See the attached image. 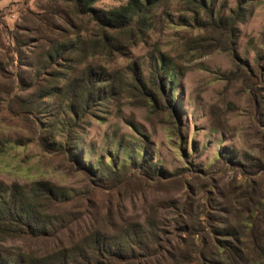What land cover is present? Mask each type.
Returning a JSON list of instances; mask_svg holds the SVG:
<instances>
[{
    "label": "rangeland",
    "instance_id": "rangeland-1",
    "mask_svg": "<svg viewBox=\"0 0 264 264\" xmlns=\"http://www.w3.org/2000/svg\"><path fill=\"white\" fill-rule=\"evenodd\" d=\"M126 2L102 0L93 8L106 11ZM236 5L237 0H213V17L228 15ZM148 20V30H119L110 50H87L85 40L100 39L103 31L75 4L0 0V182L43 180L72 190L88 222L109 213L150 221L157 228L152 261L195 264L203 237H213L219 221H233L244 202L264 197L260 77L246 74L264 53V0H248L233 32L213 28L209 14L180 0H166ZM64 43L75 44L72 54L50 64L46 50ZM162 57L173 74L176 111L150 105L159 81L152 61ZM89 66L104 68L115 93L93 106L72 132L86 162L105 165L117 158L118 169L125 167L117 187L98 186L79 168L70 146L64 147L67 116L56 96L44 95L33 111L17 103L20 97L30 101L29 94L55 72L72 76ZM142 160L157 168L149 173ZM255 160H263V167L254 174ZM5 245L13 251L25 247L18 240Z\"/></svg>",
    "mask_w": 264,
    "mask_h": 264
},
{
    "label": "trees",
    "instance_id": "trees-1",
    "mask_svg": "<svg viewBox=\"0 0 264 264\" xmlns=\"http://www.w3.org/2000/svg\"><path fill=\"white\" fill-rule=\"evenodd\" d=\"M65 1L75 4L81 13L92 15L102 28L100 39L85 40L87 50L98 47L110 50L115 47L119 30L141 32L142 27L150 29L149 15L158 10L166 0H127L126 4L106 11L93 8L95 3L102 0ZM180 1L193 6L197 13L205 11L211 17L210 25L223 32H233L234 26L243 20L248 4V0H237V5L228 15L214 18L213 0ZM1 47L4 49L3 45ZM73 47V43L51 44L45 52L46 59L50 64L66 60L64 56L72 54ZM44 65L45 62L39 68ZM152 65L159 81L153 89L155 93L149 94L150 105L153 108L165 105L176 111L173 74L169 73L166 60L164 57L156 58ZM246 74L249 78L260 77L259 91L262 94L257 100L264 119V53L259 55L258 64L247 68ZM135 75V80L139 81L141 78L137 71ZM54 77L44 87L37 86L29 94L30 101L20 97L18 105L33 111L35 103L44 95L56 96L67 116L63 124V130L67 132L64 147L70 146L73 159L80 164L79 168L98 181V186L106 184L117 187L127 174L125 167L118 169L117 158L105 165L86 162L85 155L78 149L77 134L72 132L78 128L93 106L115 93V82L105 74L101 66L77 70L72 76H62L55 72ZM55 81L57 86H54ZM61 81L64 83L59 86ZM143 84L142 82L141 85ZM178 131L180 132L179 128ZM144 153L142 151L140 157L146 160ZM143 160V168H148L149 173L157 168ZM255 163L252 166L254 174L262 169L263 160H255ZM156 172L155 175L160 174ZM161 175L169 174L162 172ZM81 200L72 190L50 181L38 180L26 185L17 182L6 185L0 182V264L164 263L150 259L157 252L155 224L150 221L143 224L121 216L116 219L110 213L104 219L88 222L83 216L85 209L79 213L80 209L85 208L78 205ZM244 203L233 221H219L220 227L215 235L203 237L204 244L195 254V264H264V197L254 204ZM146 226L151 230L148 231ZM16 240L22 241L25 247L13 251L5 245Z\"/></svg>",
    "mask_w": 264,
    "mask_h": 264
}]
</instances>
